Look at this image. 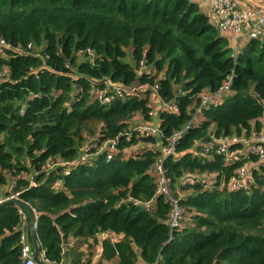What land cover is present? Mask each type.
Masks as SVG:
<instances>
[{
	"label": "trees",
	"instance_id": "16d2710c",
	"mask_svg": "<svg viewBox=\"0 0 264 264\" xmlns=\"http://www.w3.org/2000/svg\"><path fill=\"white\" fill-rule=\"evenodd\" d=\"M0 39L11 45L0 55V194L14 179V190L38 212L34 233L46 259L87 264L91 254L70 246L69 238L91 249L97 234L110 232L122 238L102 240L97 264H264V183L257 169L245 191L184 187L192 191L179 200L182 222L172 232L170 205L154 196L147 173L157 153L127 159L118 153L106 161L102 152L67 173L64 165L43 170L48 159L74 160L90 137L113 138L133 113L147 114L149 90L145 99H90L89 79L134 81L124 61L130 51L154 69L149 81L158 80L160 99L178 104L177 113L157 111L162 139L189 119L200 91L231 76L232 94L205 110L200 125L179 138L178 155L164 161L174 195L183 188L180 179L195 171L231 175L220 157L206 161L190 149L210 126L216 136L240 133L261 116L264 41L250 39L234 56L187 0H0ZM28 43L40 54L27 53ZM86 47L99 55L96 64L77 61L74 52ZM136 141L120 137L117 147ZM127 195L152 199L151 207L121 203ZM186 216L190 223H183ZM19 235L16 205L0 207V264L20 262Z\"/></svg>",
	"mask_w": 264,
	"mask_h": 264
},
{
	"label": "built area",
	"instance_id": "2783aa9c",
	"mask_svg": "<svg viewBox=\"0 0 264 264\" xmlns=\"http://www.w3.org/2000/svg\"><path fill=\"white\" fill-rule=\"evenodd\" d=\"M189 2L198 3L201 0H187ZM210 17L215 21V28L219 35H223V32L229 30L232 33V38L237 41V47L234 56L239 54L240 42L242 39L238 38L240 27L243 23V19L248 13L240 14L236 11L235 3L233 0H210ZM259 24H264V0H261V9L259 11ZM259 36L258 30L254 27L251 31H248L244 38L247 40L257 39ZM240 39V40H239ZM10 43L0 39V55H4L3 49L10 47ZM18 51H23L20 48H16ZM27 53L31 55H39L40 52L32 50L31 44H27ZM77 61H84L91 65H94L99 60V55L95 51L86 47L85 49H78L74 52ZM124 61L133 68L135 73V79L139 81V86L128 88L129 85L115 84L107 77L99 79H89L90 86V99L98 101L101 104H109L112 101L120 100L125 101L127 99H145L147 98L146 91L149 90L147 106V114L143 116L141 113L135 112L128 119V126L121 132L115 135L113 138L98 140L97 137H90L82 145L77 157L74 160L67 162L62 161L60 158L55 160L48 159L43 166L44 171H48L55 166L64 165V173H67L69 169L74 168L80 164H89L95 159V157L105 152L106 161H109L113 156L120 153L123 158L137 157L141 152L147 151L150 153H157L154 161L149 164L147 173L152 177L155 185L154 196L162 195L164 199L170 205L169 214V228L170 232L180 226L182 222L183 209L179 204V200L183 198L180 192L185 190L184 187L190 185H200L203 190L212 189H226L228 191L248 190L253 184V171L255 169L260 171L261 179L264 183V122L260 123L261 126L256 128L254 122H251L250 129L242 128L240 133H230L216 136L214 134L213 126H210L207 135L201 140H196L191 147L190 151L200 155L204 160L210 161L215 156L221 158L223 165L226 167H232V174L227 176L224 172H199L195 171L192 174L184 175L179 181V186L183 187L179 189L177 195H174L171 186L170 179L167 176L166 169L164 168V161L169 157H176L178 155L177 144L179 138L190 128L199 126L201 121L204 120L203 113L211 106L221 104L226 97L232 94L231 76H228L219 87L214 90H202L200 91L190 111L189 119L179 129L172 131L168 136L163 138L162 131L159 126L158 110L154 109V104L151 97L158 98L160 102V109L169 113L178 112V104L176 101L165 102L160 99L158 95V80L155 79L153 83L149 80L154 76V69L152 66L146 64L144 58L138 61L133 60L130 51H127ZM4 76L0 74L1 77ZM74 77H77L74 75ZM144 78V81L141 79ZM134 79V80H135ZM185 94V92H182ZM21 112H23L21 110ZM258 122V121H257ZM120 137L126 139L135 138L137 141L130 147L120 149L117 147ZM135 149V150H134ZM27 175H24V177ZM28 178V177H27ZM30 182L31 177L29 176ZM61 179H57L52 185L53 189L60 187ZM16 183L14 179L9 183L8 193L0 194V203L9 199H20L19 191H15ZM35 217L34 230L36 226V220L38 212L26 201ZM121 203L131 204L134 206H143L149 209L152 204V199L148 201H141L130 195L121 199ZM16 205V204H15ZM17 213L19 217V244H20V262L18 264H70L61 260L59 262L49 261L43 256V251H39L40 261H37L33 256V246L31 243L30 235L27 236V229L29 231L28 213L27 211L16 205ZM102 239L108 238L110 232H100ZM110 239V238H109ZM111 240V239H110ZM38 244V243H37ZM39 246V245H38ZM41 255V257H40ZM87 264H94L89 262ZM156 264V261L151 263Z\"/></svg>",
	"mask_w": 264,
	"mask_h": 264
},
{
	"label": "crops",
	"instance_id": "0c3cea01",
	"mask_svg": "<svg viewBox=\"0 0 264 264\" xmlns=\"http://www.w3.org/2000/svg\"><path fill=\"white\" fill-rule=\"evenodd\" d=\"M235 3L236 11L240 14L248 13V15L243 19V23L240 27V32L238 34V38L242 39L240 42L239 49L240 51L244 48V46L247 44L248 40L244 38L245 34L248 31H251L254 27L256 30H258L259 36L257 39L264 41V24H259L258 18H259V11L261 9V0H233ZM199 9L201 12H203L207 17L208 21L211 25L215 27V21L210 17V7H211V1L210 0H201L200 2L197 3ZM223 36L227 39L228 45L231 48V53L233 54L236 50L237 47V41L232 38V33L229 30H226L223 32ZM239 39V40H240ZM154 101H157L158 98L153 97ZM256 121L259 123L264 122V102H263V111L261 116H259ZM29 177V175H27ZM9 185H6L3 187L4 191L7 189L8 190ZM191 217L186 216L183 220V223H190ZM27 236L29 238V231L27 229ZM117 240L119 238H122V234H114L111 233L108 239ZM102 238L100 234L96 235V242L93 243V246L95 247L94 253L91 254V261L94 264H97L99 262L100 256H101V242ZM77 241V238L70 237L69 238V245L70 246H75L74 244ZM92 248V247H91ZM78 250L82 251L84 254H88V248L87 245L83 244L78 248ZM41 257V255H40ZM86 258V257H85ZM66 262V261H65Z\"/></svg>",
	"mask_w": 264,
	"mask_h": 264
},
{
	"label": "water",
	"instance_id": "95a60500",
	"mask_svg": "<svg viewBox=\"0 0 264 264\" xmlns=\"http://www.w3.org/2000/svg\"><path fill=\"white\" fill-rule=\"evenodd\" d=\"M139 86V81L137 79H135L130 85L128 88H131V87H137ZM7 204H16V205H19L20 207L24 208L27 213H28V224H29V235H30V239H31V243H32V246H33V256L34 258L41 262L40 261V258H39V246L37 244V240H36V237H35V233H34V223H35V217L33 215V212L30 208V206L27 204V203H24V201L20 200V199H9V200H6L2 203H0V207L4 206V205H7ZM41 264H44L41 262Z\"/></svg>",
	"mask_w": 264,
	"mask_h": 264
},
{
	"label": "rangeland",
	"instance_id": "374dc122",
	"mask_svg": "<svg viewBox=\"0 0 264 264\" xmlns=\"http://www.w3.org/2000/svg\"><path fill=\"white\" fill-rule=\"evenodd\" d=\"M151 99H152V102H153V104H154V109H155V110H159L160 107H161V105L158 103V100H157V101H154L152 97H151ZM134 150H135V149H134ZM180 189H181V188H180ZM182 190H185V191H183V192H180L181 196H183V197H184L186 194L191 193L190 191H192L191 188H185V189H182ZM74 244L77 245L76 248H79L80 246L83 245V244H82V245L79 244L78 241H76ZM94 248H95V247L92 246V248L88 250V253H94V251H95Z\"/></svg>",
	"mask_w": 264,
	"mask_h": 264
}]
</instances>
